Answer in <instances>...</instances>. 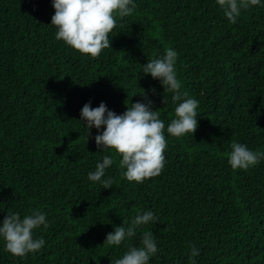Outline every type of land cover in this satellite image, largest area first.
<instances>
[{
	"label": "trees",
	"instance_id": "16d2710c",
	"mask_svg": "<svg viewBox=\"0 0 264 264\" xmlns=\"http://www.w3.org/2000/svg\"><path fill=\"white\" fill-rule=\"evenodd\" d=\"M134 3L117 17L111 47L92 59L56 40L52 0H0V224L33 211L49 224L33 232L44 247L24 258L0 238V264H111L140 246L143 231L157 244L149 264H190L191 246L196 264H264V160L247 171L228 164L234 141L264 152V0L235 24L216 0ZM167 48L178 53L182 91L199 102L193 136L167 134L173 94L142 71ZM102 102L117 115L136 102L159 112L167 139L159 176L129 182L121 157L95 143L103 126L87 138L81 110ZM105 155L115 161L102 178L113 180L109 189L88 179ZM147 210L156 224L103 244Z\"/></svg>",
	"mask_w": 264,
	"mask_h": 264
},
{
	"label": "clouds",
	"instance_id": "9594fccd",
	"mask_svg": "<svg viewBox=\"0 0 264 264\" xmlns=\"http://www.w3.org/2000/svg\"><path fill=\"white\" fill-rule=\"evenodd\" d=\"M261 0H216L225 17L232 24L237 23L243 10L260 5ZM55 9L51 17V25L57 29L55 38L63 41L80 54L96 59L102 51L111 47L110 34L117 25V17L121 20L133 14L136 5L134 0H52ZM178 53L172 48L165 49L163 57L153 59L142 66L143 73L150 74L160 81L164 93H172L176 103L174 118L167 125V134L174 138L191 133L198 128V104L187 91H182V81L177 73ZM144 95V91L141 93ZM166 102L165 96L163 103ZM126 104V103H125ZM127 111L122 115L107 109L102 102L92 108L90 103L81 110V120L86 121L87 138L90 129L97 130L103 126L101 134L95 136L98 149L110 150L119 159V167L126 169L124 177L129 182L143 183L145 180L159 176L165 165L164 152L167 148L165 123L159 118V112L151 109V102L127 104ZM75 131V130H73ZM264 160V152L252 151L246 145L233 142L228 154V164L233 170L247 171ZM114 158L103 157L102 163H97L94 172L88 173V179L99 182L102 189L113 187V180L102 179L106 169L113 165ZM157 217L151 210L139 212L128 224L114 228L107 234L103 244L120 246L122 242L137 235V229L156 224ZM124 225H128L125 227ZM49 227L46 215L33 211L21 218L19 213H8L0 224V238L5 243V250L13 257L24 258L29 253L39 252L45 245L43 238H34L35 229ZM128 250L121 258L111 261V264H149L150 258L157 253V244L151 231H143L140 246H127ZM199 249L191 246L188 259L190 264H196L195 257Z\"/></svg>",
	"mask_w": 264,
	"mask_h": 264
}]
</instances>
